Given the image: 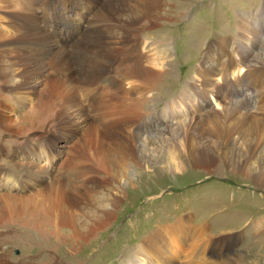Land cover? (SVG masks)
<instances>
[{
  "label": "bare ground",
  "instance_id": "1",
  "mask_svg": "<svg viewBox=\"0 0 264 264\" xmlns=\"http://www.w3.org/2000/svg\"><path fill=\"white\" fill-rule=\"evenodd\" d=\"M37 1L40 13L51 9L42 0ZM97 3L86 20L89 28L70 47L63 45L52 53L53 45L46 33L37 30L38 11L32 0H0V134H18L16 140L21 137L41 140L35 153L40 143L50 139L64 137L70 141L73 136L77 139L68 151V144H62L67 159L62 160L57 172L67 174L65 181H60L61 178L45 181L47 184L30 195L37 206L14 209L16 224L32 228L35 234L29 235L38 239L32 259L19 257L15 264H75L79 252L89 248L93 239L108 224L114 223L123 189L134 183L127 170L142 163L148 145L162 135L160 130L170 131L164 126L157 130L160 133L148 131L141 138L133 130L134 125L144 123L143 108L149 101L146 96L156 87L159 89L160 79L169 73L164 65L170 57L164 55V61L158 62L162 67L156 70L137 42L140 33L150 25L155 26L157 18H163L160 13L163 0H98ZM239 27L246 29L247 26ZM255 36L253 33L246 39V49L237 44L231 52L226 49L228 39L220 38L218 49L206 51L194 69L195 76L165 109L178 118L183 112L181 105L185 104L183 95L193 94L198 97L196 102L206 95L215 98L218 108H197L198 115L183 118L186 122L180 121L173 131L177 134L171 136L182 157L195 165H204L206 169L213 165L219 169L221 157L222 163L246 175L250 160L256 159L261 165L258 175H264L261 163L264 157L259 151L264 150V99L261 101L264 45L249 53V48L255 47ZM127 51H131V56ZM118 56L126 59L117 61ZM223 56L227 61L219 60ZM73 65L76 67L71 68ZM214 65L218 67L215 69ZM52 68L55 73H45ZM106 71L118 76L113 81L114 87L99 84ZM235 82L246 84L250 89L239 94L241 99L233 100L220 89L227 83L233 87ZM76 90L88 96L85 101L89 104L96 102L90 110L101 120V129L82 112L86 108ZM97 94L101 96L96 100ZM86 125L89 127L84 128ZM89 138L95 148L88 145ZM141 139H146L142 143L147 145L141 146ZM207 143L219 148V158L208 153ZM32 148L28 143L3 152L0 162L9 168L0 166V178L12 183L13 179L23 180L24 185L27 181L33 185L41 183L43 180L37 179L40 173L28 164ZM16 155L20 158L13 160L11 157ZM125 178L128 183L121 185L120 181ZM12 213L6 212V215L13 217ZM2 214L0 209V221L5 220ZM191 221V218L179 219L174 224L157 226L147 237L139 239L130 263L178 264L179 260L180 264L182 260L183 264H237L240 254L232 252L233 236L222 234L214 238L207 226H197ZM19 238L17 230L0 228V245ZM186 246L190 251L188 247L184 253ZM65 254L69 256L66 262L60 257ZM211 254L217 258L211 260ZM7 256L5 251L0 252V264H12Z\"/></svg>",
  "mask_w": 264,
  "mask_h": 264
},
{
  "label": "rangeland",
  "instance_id": "2",
  "mask_svg": "<svg viewBox=\"0 0 264 264\" xmlns=\"http://www.w3.org/2000/svg\"><path fill=\"white\" fill-rule=\"evenodd\" d=\"M97 1L42 0V4L51 6V9L43 14L38 8V1L32 0L38 11L37 30L46 33L45 35L53 45L52 53L63 45L70 47V44L77 38L79 39L82 32L84 33L89 28L87 26L88 17L95 11ZM163 3L160 10L163 18H157L155 26L150 25L147 30L140 33L137 42L148 61H153L151 66L156 70L162 67L158 65V62L164 61V55L170 57L164 65L165 69L169 68V73L162 76L166 78L160 79V88L156 87L149 96H146L149 101L143 108L145 110L144 123L133 126V130L139 132L141 138H144L141 134L148 131L159 133L161 131L162 135L153 138V144L146 148L142 163L127 170L129 171L128 177L132 179L131 181L134 180V183L126 185L123 189L124 196L119 203L117 215L112 221L114 225L108 224L106 229L93 239L89 248L80 251L75 264H128L132 260L131 255L136 250L140 238L147 237V233H152L157 226L174 224L179 219L186 218H191V222L197 226H207L208 233L214 238L222 234L233 236L235 240H233L232 252L240 254L239 260H236L237 264H264V175H258L261 165L256 159H251L248 164L249 174L245 175L240 170H232L227 164L222 163L221 157L218 156L219 148L211 143H207L206 150L213 158L220 159L219 169L213 165L206 169L204 165H195L188 158L182 157L179 147L172 139L177 134L173 131L176 130L180 121L198 115L197 108H218L215 98L206 95L202 101L196 102L198 97L185 94L182 96L185 101V104L181 105L183 112L178 118L165 110L170 101L180 93L184 84L190 83L191 78L195 76L194 69L198 67L206 51L218 49L220 38L228 39L227 52L235 50L237 44L242 46L240 47L242 50L246 49L248 47L246 39L250 38L253 33L256 34L255 47L249 48V53L252 54L264 45V0H163ZM240 25L247 26L248 32L240 28ZM54 28L70 30L71 35L58 33ZM60 36H68L73 41L65 43L59 40ZM130 52L127 51V53ZM117 58L120 62L126 59L121 56ZM219 60L227 61L225 56L220 57ZM167 62L169 67L166 66ZM208 62L212 60L208 59ZM214 66L215 69L218 67V65ZM73 67L76 66L73 65L71 68ZM51 71L45 73H55L53 68ZM107 72L109 71L105 73ZM105 76L98 83L100 85L111 84L114 87L113 81L118 76L113 73H107ZM53 77L54 75L51 76ZM109 77H111L110 81ZM194 84L197 87L196 81ZM247 86L235 82L233 88L227 83L220 89V92H224L228 98L233 100L241 99L239 94L246 93L250 89ZM76 93L79 101L86 108V111L82 112L101 129V120L99 121V118L95 116L96 112L90 110L96 102L89 104L85 101L88 96L77 90ZM100 96L97 94L96 100ZM252 99L253 97L249 100ZM263 99L264 96L261 101ZM254 104L257 105L259 102L256 100ZM89 126L86 125L84 128ZM164 126L170 128L169 133L166 130H160ZM16 136L19 137L18 134L12 133L0 134V155L9 149L25 147L31 143L33 148L27 157L28 164L36 168V171L40 173L37 179L43 181L35 185L32 181H27V185H24L23 180L13 179L14 183H12L0 178V194H2L0 209L5 219L0 221V228L14 229L20 233L17 241H6L0 245V252L8 253L7 257L12 264H15L19 257L26 256L32 259L38 244V239H33L29 235L34 236L35 234L32 228L16 224L14 209L18 206L28 210L37 206L35 199L30 195L33 191L43 187L45 181L52 178L59 180L61 178L60 181H65L67 174L57 172V167L67 159L63 145L68 144L66 150L68 151L69 147L77 142L74 136L70 141L68 138L57 137L50 139L49 142L40 143L35 153L34 149L41 140H34L30 137H21L16 140ZM145 140L141 139L139 144L147 145L142 143ZM12 141H14L13 145ZM88 142V145L95 148L90 138ZM243 147L241 148L242 153L245 150V146ZM221 149L223 150L224 147H220ZM259 151L260 156L264 157V150ZM11 158L15 160V158H20V155ZM261 163L264 166V163ZM0 166L9 168L4 162H0ZM126 180V178L122 179L120 184H127ZM6 212H13V217L6 215ZM188 247L186 246L184 253L187 252ZM60 257L65 262L69 258L67 254L60 255ZM209 258L214 260L217 257L211 254ZM179 262L178 260L177 263ZM180 264H183L182 260Z\"/></svg>",
  "mask_w": 264,
  "mask_h": 264
}]
</instances>
